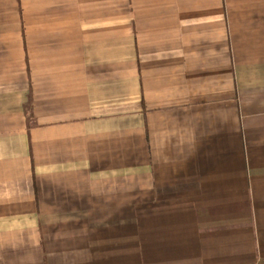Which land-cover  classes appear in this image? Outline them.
Instances as JSON below:
<instances>
[{"label":"crops","instance_id":"crops-1","mask_svg":"<svg viewBox=\"0 0 264 264\" xmlns=\"http://www.w3.org/2000/svg\"><path fill=\"white\" fill-rule=\"evenodd\" d=\"M0 264H264V0H0Z\"/></svg>","mask_w":264,"mask_h":264}]
</instances>
